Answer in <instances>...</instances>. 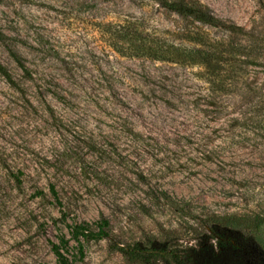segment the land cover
Masks as SVG:
<instances>
[{
	"label": "rangeland",
	"instance_id": "rangeland-1",
	"mask_svg": "<svg viewBox=\"0 0 264 264\" xmlns=\"http://www.w3.org/2000/svg\"><path fill=\"white\" fill-rule=\"evenodd\" d=\"M201 1L257 48L215 79L110 46L121 24L177 28L155 0H0L14 80L0 75V264H57L61 236L73 264H147L121 250L139 246L218 251V215L243 218L235 228L264 252V0ZM102 219L110 236L80 258L68 223Z\"/></svg>",
	"mask_w": 264,
	"mask_h": 264
},
{
	"label": "trees",
	"instance_id": "trees-1",
	"mask_svg": "<svg viewBox=\"0 0 264 264\" xmlns=\"http://www.w3.org/2000/svg\"><path fill=\"white\" fill-rule=\"evenodd\" d=\"M155 1L178 14L180 23L177 28L165 30L152 27L148 30L141 22L115 26L110 32V46L116 52L129 57L203 65L210 79H215L225 74V68L230 63L240 61L257 49L244 43L251 37L248 31L242 26L218 18L201 0ZM209 28L222 30L224 35L213 36ZM12 53L27 71L19 56ZM0 75L8 81H14L11 72L1 61ZM15 177L19 181V177ZM52 192L56 202L62 204L54 187ZM241 219L243 218L232 215L213 217L210 227L217 239L218 251L213 244L203 243L174 249L160 246L145 249L139 246V252L133 253L121 250L131 253L133 257H141L147 264H264V252L256 249L254 238L246 235L240 228H235L240 226ZM253 223L261 225L264 218L255 216ZM68 227L72 239L77 242L80 258L84 256L85 242L108 238L111 233V225L107 219H102L95 225L89 222L68 223ZM68 244L69 239L65 236L60 237V243L52 242L57 264H73L63 251Z\"/></svg>",
	"mask_w": 264,
	"mask_h": 264
}]
</instances>
